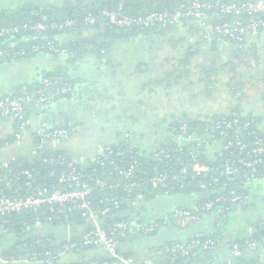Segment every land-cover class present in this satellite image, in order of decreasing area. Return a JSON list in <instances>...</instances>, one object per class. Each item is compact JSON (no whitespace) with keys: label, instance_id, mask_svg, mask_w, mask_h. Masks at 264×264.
Returning a JSON list of instances; mask_svg holds the SVG:
<instances>
[{"label":"trees","instance_id":"16d2710c","mask_svg":"<svg viewBox=\"0 0 264 264\" xmlns=\"http://www.w3.org/2000/svg\"><path fill=\"white\" fill-rule=\"evenodd\" d=\"M192 1L243 4L255 0H77L74 4L65 2L60 6H25L12 12L2 11L0 12V27L21 28L24 25L37 23L49 25L65 20L73 21L75 25L62 31L47 30L43 33L21 31L8 38L0 39V50L25 51L23 56H4L0 58V62L10 63L35 58L38 55H47L54 59L64 57L62 60H64L66 67H71L90 55L101 58L106 55L111 45L110 42L114 40L136 35L148 37L155 33L164 34L179 26H186L194 20H182L171 27L152 26L146 29H139L138 27L121 29L107 25L103 19L93 26L86 25L84 18L88 15L97 17L101 11L106 10L121 12L132 17L144 16L152 12L174 10L179 5H186ZM255 16L256 18L264 17V15ZM232 19L231 16H224L217 20V23L230 22ZM237 19L242 23H247L249 17L242 15ZM211 29L216 39L213 27ZM84 32L94 33L84 37ZM261 32H264V28L258 34ZM251 36L255 35H248L242 41L223 39L218 42L243 44L245 39ZM48 43L53 46L54 50H64L65 52L57 53L48 50L46 48ZM33 46H38L40 49L37 52H32L30 49ZM189 73V70L184 71L182 78H186ZM199 75L204 77L207 83L212 84L216 71L212 66L205 67ZM44 80L56 82L59 86L67 84L70 91L52 101L28 105L24 112V120L29 121V125L25 128L27 130L30 128V121L37 116L41 109L48 108L53 103L75 95V80L59 67L53 73L42 75L39 80L15 85L9 95L0 97H16L20 96L22 92L32 93L43 87ZM5 120L14 121L15 129H13L12 134L0 138V149L5 146V143L13 141L12 136L17 132L20 124L19 121L13 119H0V121ZM217 122L230 123L233 127L226 131V135H219L218 131L215 130ZM182 126L187 129L185 135L178 132ZM67 129H74L67 138L46 139L42 142L37 140L38 142L36 141L34 146L36 152L30 156H19L15 160L9 161L0 159V196L27 197L36 195L40 190L65 189L68 183L59 182V177L61 174L68 176L69 170L66 164L72 163L76 173L80 174L92 189L88 200L94 211L98 213L105 208L110 209L109 213L98 216L104 229H111L114 223L119 221H135V225L129 229L124 237L116 241V250L119 255L132 257L139 264H153V258L156 255L163 257L159 264H227L228 260L232 264L264 263L260 256V252H263L264 249L260 251L241 249L238 257L233 258L230 255L233 244H243L246 240H255L264 231H257L253 236L238 235L232 240H225V232L229 228L233 214L238 210L243 211L249 206V189L246 187V183L253 179H264V155L262 156V163L257 165L254 171L242 168L234 176H220L218 173L227 160L237 163L241 159L252 157L254 149L252 142L255 137H259L264 132L263 120L250 115H242L237 109L233 110L229 116L200 120L183 117L171 124L170 131L173 136L171 144H165L152 152H141L126 143H119L108 147V150L105 149L102 154L95 158L84 161L73 157L58 146L59 144H66L76 137L78 130L74 126L57 125L53 129L42 130ZM250 133H255V135ZM178 136H182L181 141L177 140ZM237 141L246 145L244 151H239L236 146L227 151L221 149L228 142L235 143ZM160 150L169 152L171 157L158 161L153 154ZM178 150L182 151L179 153ZM109 151L111 153H108ZM193 158L197 160L198 166L208 167L212 171L206 174L193 172L190 163ZM186 160L189 161L187 174L180 178L177 184H172L170 181L162 184L153 183L152 179L159 173L157 171H179L183 166L180 164ZM46 161L53 163L46 164ZM133 161L138 163V168L142 172L135 175V181L139 186L133 189L131 194L126 193L121 186L113 188L116 183L121 182L120 172L128 170ZM4 162L6 168L1 167ZM52 171L55 173L54 176L49 175V172ZM25 172L27 175H24ZM248 179L250 180L248 181ZM97 181H103L105 187L96 186ZM230 190H234L236 194L245 196L247 199L235 204H230L227 201L216 202V199L226 197ZM106 198H117L124 203L115 208L105 202ZM177 198L181 200L190 199L189 202L192 201V204L174 207L172 211L163 214L158 219L152 218V209L158 200ZM209 202L213 203L212 209L209 211L200 210L202 205ZM175 209L188 211L197 219L193 221L183 220L179 223L169 220L168 216ZM46 211V208H40L37 213L29 211L12 216L7 233L1 236L4 242L0 244V254L16 255L18 253L17 245L23 242L30 243L36 238L42 239L48 249L53 248L58 243V238L55 236V233L58 232L53 233L52 229L69 227L74 230L75 234L72 239L76 241L77 246L66 260L55 262V264H88L91 261L103 264L107 261V257L104 258L100 255L104 251L102 248L82 245L79 233L86 230L87 223L82 219L79 211L73 212L67 219L62 217L53 224H47L36 219L40 216L39 214H44ZM152 225H156L153 231L144 232L146 228ZM205 227L211 228V232L205 231ZM194 241H197L198 244L187 255H182L179 250L172 251L177 245L188 247Z\"/></svg>","mask_w":264,"mask_h":264},{"label":"crops","instance_id":"0c3cea01","mask_svg":"<svg viewBox=\"0 0 264 264\" xmlns=\"http://www.w3.org/2000/svg\"><path fill=\"white\" fill-rule=\"evenodd\" d=\"M76 1L0 0V12ZM93 33L84 32L83 36ZM110 43L105 56L90 55L71 67H66L64 57L47 55L0 62V97L9 95L15 85L39 80L59 67L76 82L74 96L41 109L30 121L25 138L16 144H26V153L19 156L34 154L39 129L57 125L74 126L77 140L90 143L93 154L79 156L80 161L93 159L102 149L119 143L141 152L155 151L173 142L171 124L183 117L200 120L229 116L237 109L242 115L263 120L264 125V32L247 37L243 44L218 42L210 26L191 21L164 34L129 36ZM211 66L216 76L209 84L199 74ZM186 70L190 73L182 78ZM13 129L14 121H0V138L12 134ZM261 181L250 183L249 206L233 214L225 240L264 231V179ZM189 200H158L152 218L158 219L183 204L189 206ZM206 230L211 232L209 227ZM64 237L65 231L61 239ZM100 255L107 257L104 251ZM260 256L264 260V252ZM162 258L154 256L153 264Z\"/></svg>","mask_w":264,"mask_h":264},{"label":"built area","instance_id":"2783aa9c","mask_svg":"<svg viewBox=\"0 0 264 264\" xmlns=\"http://www.w3.org/2000/svg\"><path fill=\"white\" fill-rule=\"evenodd\" d=\"M246 15L249 17L247 23H242L238 17ZM255 15H264V0H255L254 2L247 1L243 4L235 3H205L199 1H192L186 5H179L174 10H166L162 12H152L144 16H128L121 12L101 11L99 16H90L84 18V23L89 26L95 25L99 20H105L107 25L115 26L121 29H130L138 27L139 29H146L152 26L158 27H171L177 25L182 20H194L197 21L202 27L210 26L216 35L217 41L223 39H229L233 41H242L248 35H256L264 28V17L256 18ZM224 16H231L233 19L230 22H219L217 20ZM75 25L73 21L65 20L49 25H43L40 23L32 25H24L19 27H0V39L8 38L12 35L18 34L21 31L43 33L47 30L50 31H62L64 29L71 28ZM48 50L64 53V50H54L53 46L48 43L46 45ZM40 48L38 46L31 47L30 51L37 52ZM25 55V51H6L0 50V58L4 56L18 57ZM70 91V87L67 84L59 86L56 82L50 80H44L43 87L32 93L22 92L20 96L16 97H4L0 98V119H13L19 121L17 132L12 136L11 143H5V146L14 144H20L25 138L29 121L24 120L25 108L30 104H41L44 102L52 101L55 98L65 95ZM233 125L230 123L215 124V130L219 135H226V131L232 129ZM74 129L67 130H54L44 131L39 129L36 133L39 141L46 139L67 138L70 132ZM175 132V129H173ZM182 135L187 134L185 126L178 129ZM255 135V133H250ZM178 141L182 140V136L177 137ZM254 149L253 155L250 159H241L237 163L227 160L223 167L219 169L220 176H234L242 168L255 170V167L262 163V156L264 155V132L259 137H255L252 142ZM236 146L239 151H244L246 145L241 141L235 143L228 142L221 149L227 151L231 147ZM108 150V149H107ZM105 149H102V154ZM182 150H178L180 153ZM36 152V150H35ZM34 152V153H35ZM108 153H111L110 151ZM192 154V153H191ZM220 155V154H219ZM154 158L158 161L162 159H169L170 153L160 150L153 154ZM185 158V157H184ZM46 164H52V161L45 162ZM189 161H183L179 171L171 170L166 172L164 170L157 171L158 175L152 179L154 184H162L166 181H170L172 184H177L179 179L187 174ZM191 169L197 174H206L212 169L198 166L195 158L190 162ZM69 173L68 176L63 174L59 177V182L68 183L65 189H54L53 191L40 190L36 195H29L27 197L14 196H0V244L4 242L1 236L7 233L8 226L11 223V217L15 215H21L23 213L32 211L37 213L40 208H46L44 214L36 219L42 220L47 224H53L60 218H66L73 212L79 211L82 219L87 223L85 231L79 233L80 241L83 246H92L102 248L107 256V261L103 264H139L132 257H124L119 255L116 250V241L129 231L131 227L135 225V221H119L114 223L113 227L109 230L103 228L101 221H99V215H105L110 212L109 208H105L102 212H96L91 207L89 197L91 195V187L84 180V178L76 173L75 167L72 163L66 164ZM2 168H6V163L1 164ZM156 170V169H155ZM138 163L133 161L128 170L120 172L121 182L116 183L113 188L122 187L126 193L131 194L133 189H136L139 185L135 181V175L141 174ZM24 175H27L25 172ZM50 176H54L55 173L49 172ZM251 178V177H250ZM250 179H248L249 181ZM96 186L103 188L105 183L103 181H97ZM28 186V184H26ZM204 187V186H203ZM227 197V198H226ZM226 197L216 199V202L227 201L230 204H235L241 200L247 199L245 196H241L235 193L234 190H230ZM105 202L111 206L118 208L124 201L117 198H106ZM213 203L209 202L200 207L202 211H209L212 209ZM169 220L177 223L183 220H196L197 218L185 210L175 209L168 216ZM165 222V221H164ZM156 228V225L149 226L144 232H151ZM65 237L61 239V234L55 236L58 238V243L55 247L48 249L44 245V241L40 238H36L30 243L23 242L16 246L18 253L16 255H1L0 264H55V262H62L69 257V254L77 246L76 241L72 239L75 234L73 229L66 227L64 229ZM198 242L194 241L188 247L175 246L173 252L179 250L182 255H187L191 249L197 246ZM241 249H247L249 251H260L264 249V233L255 240H246L243 244H233L231 247V257H238L241 253ZM88 264H98L96 261H91ZM227 264H232L228 260Z\"/></svg>","mask_w":264,"mask_h":264},{"label":"rangeland","instance_id":"374dc122","mask_svg":"<svg viewBox=\"0 0 264 264\" xmlns=\"http://www.w3.org/2000/svg\"><path fill=\"white\" fill-rule=\"evenodd\" d=\"M26 144L22 143L21 145H16L14 143L4 146L0 149V159H7L12 156H19L24 155L26 153ZM29 145V144H28ZM59 147L63 148L67 152H69L73 157L78 158L79 156H89L93 154V148L87 141H80L77 140V137L71 139L66 144H59ZM262 179H253L251 182L246 183V187H249L250 183L253 184L254 182L261 183ZM54 232H58V236L64 232L63 228L52 229ZM264 252V251H263ZM262 252H260V255Z\"/></svg>","mask_w":264,"mask_h":264}]
</instances>
